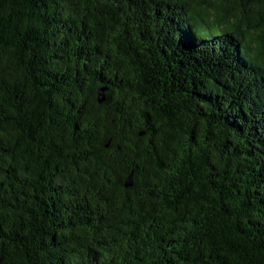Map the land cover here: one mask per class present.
I'll list each match as a JSON object with an SVG mask.
<instances>
[{
  "label": "trees",
  "instance_id": "trees-1",
  "mask_svg": "<svg viewBox=\"0 0 264 264\" xmlns=\"http://www.w3.org/2000/svg\"><path fill=\"white\" fill-rule=\"evenodd\" d=\"M0 259L264 264V0H0Z\"/></svg>",
  "mask_w": 264,
  "mask_h": 264
},
{
  "label": "water",
  "instance_id": "water-1",
  "mask_svg": "<svg viewBox=\"0 0 264 264\" xmlns=\"http://www.w3.org/2000/svg\"><path fill=\"white\" fill-rule=\"evenodd\" d=\"M99 99H100V102H103L104 101L105 95H104V92L103 91L100 92ZM129 185H132V178H130L128 180V186ZM0 264H1V259H0Z\"/></svg>",
  "mask_w": 264,
  "mask_h": 264
}]
</instances>
